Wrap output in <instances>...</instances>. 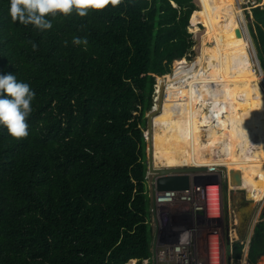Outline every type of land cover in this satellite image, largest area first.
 <instances>
[{"label": "trees", "instance_id": "obj_1", "mask_svg": "<svg viewBox=\"0 0 264 264\" xmlns=\"http://www.w3.org/2000/svg\"><path fill=\"white\" fill-rule=\"evenodd\" d=\"M197 1L199 8L195 0H122L89 7L83 17L74 8L69 15L50 17L52 28L39 31L13 23L9 0H0V74L14 73L35 92L27 137L14 138L0 126V264H126L150 257L142 128L156 80L167 74L156 86L159 93L163 84L165 94L154 121L153 164L171 168L176 152L171 147L189 145L200 132L182 99L189 84L178 85L174 93L167 85L168 79L177 83L178 75H169L172 63L190 59L194 40L189 30L199 31V11L207 19L234 8L228 0ZM252 16V38L264 72V7L252 9ZM232 31L218 34L229 37ZM74 37L85 38L87 45H74ZM206 50L200 45L199 54H209ZM240 58L224 55L221 66L229 70L231 60ZM205 59L198 69L200 81L209 79L203 71L213 62ZM251 78L254 72L239 74L241 86L249 87ZM228 89L218 90L224 96ZM242 95L250 106L240 104L225 122L237 123L244 132L235 167L241 177L237 190L260 201L264 90ZM242 95L235 96V103ZM211 136L207 132L202 145L207 159ZM241 248L234 243L236 257ZM262 255L264 222L259 221L250 239L249 263Z\"/></svg>", "mask_w": 264, "mask_h": 264}, {"label": "built area", "instance_id": "obj_2", "mask_svg": "<svg viewBox=\"0 0 264 264\" xmlns=\"http://www.w3.org/2000/svg\"><path fill=\"white\" fill-rule=\"evenodd\" d=\"M237 1L249 10L264 7V0ZM207 173H196L195 182L181 191L156 192L151 183V255L141 264H250V237L255 224L263 218L254 220L240 239L234 215L224 204L222 183L210 179ZM236 242L242 245L239 257L234 253ZM131 261L138 263L137 259Z\"/></svg>", "mask_w": 264, "mask_h": 264}, {"label": "bare ground", "instance_id": "obj_3", "mask_svg": "<svg viewBox=\"0 0 264 264\" xmlns=\"http://www.w3.org/2000/svg\"><path fill=\"white\" fill-rule=\"evenodd\" d=\"M233 2L235 6L234 16L230 18V21H227L219 13H216V15L210 18L208 17L204 21L205 29L200 36V45L208 47L209 52L213 54L215 62L218 65V70L212 73V82L211 80H209V82L211 83L207 82V80H205V82L200 81L197 77V74L198 69L202 67H196L195 61L193 64L186 65L187 61H185L184 58L180 59L174 65V73L178 75L176 77L177 83L171 81V79L167 80V85L171 86V93H174L175 87H177L178 85L182 87L186 84H189V86H187L189 90L186 91L185 89V92L183 93L185 102L188 103L190 109H194L197 105L201 108L199 119L200 124L204 128H201V126H199V122L197 126L200 129H208L207 132L212 135V141L210 143L209 162L200 167L208 168V176L215 175L217 177H219L218 171L222 169V171L224 172V176L226 177L228 189H230L232 185L230 183L231 172L236 170H232L230 172V176L227 173V170L229 171L230 169L236 167V154L239 152L238 144L240 143V139L235 138V133H233V131L230 129L226 130V132L220 131V129L224 130V128L227 126L226 122L222 117H220V115L223 113L232 112L234 110V98L230 95L229 90H231V87L234 92L240 91L241 84L237 83L234 75L231 73L233 72V66H235L237 62H233V60H231V72L220 66V59L227 54L226 52L233 51V49L228 38H223L222 40H220L215 36L218 32L217 30L220 28H234L241 31V29H243L244 32L241 31L242 35L240 37L245 40L250 50L249 38L248 36H246L245 30L243 28L245 21L243 18L242 10L238 7L237 0H233ZM211 66H215V64H211ZM190 80L191 82H189ZM254 81L255 84H249L250 87L258 85L257 88H262L264 90V79L255 70ZM157 84H159V82H157ZM224 86H229V89L227 91H224V96H222L220 95L218 89H221ZM199 94L202 95V99H199ZM166 96L171 97V95L167 94ZM155 110L157 109L155 108ZM185 130H187V128H185ZM183 136H187V134H183ZM189 147L192 150L197 151L200 157L205 154V149L201 146L200 143L196 141V138H194V140L190 142ZM217 181H220V179H218ZM249 192H251V190H249ZM251 202L252 205H255L253 201ZM233 221L235 224H237V218L235 216H233ZM129 264L135 263L131 261ZM261 264H264V262Z\"/></svg>", "mask_w": 264, "mask_h": 264}, {"label": "rangeland", "instance_id": "obj_4", "mask_svg": "<svg viewBox=\"0 0 264 264\" xmlns=\"http://www.w3.org/2000/svg\"><path fill=\"white\" fill-rule=\"evenodd\" d=\"M195 3L197 5V7H198V1L197 0H195ZM230 3L233 4L234 3L233 0H228V4H230ZM238 7L242 10V13H243V18H244V21H245V24L243 25V28L245 30L246 36H248V38H249L250 50H249L245 40L242 37H240V36L239 37L236 36V33H235L236 29L233 28V31L230 33L229 37H226L228 34H225V35H223L222 33L218 34L219 31L225 30L226 28L218 29L217 30L218 32L216 33L215 36L218 39H220V40H222L223 38H228L230 40L231 45H232L233 51H228L226 53L227 54L232 53V55H235V56H238V57L239 56L243 57V58H240V59H238L236 61L237 64H235V65H238L237 66L238 67L237 70H235V68H233V72L229 71V70H231V65L228 64L229 65V68H228L229 70H227V71L231 72L234 75V78L237 81V83H240L239 74L240 75H246V76L247 75H251L252 72H254V70L257 71V73L260 76H262V78L264 79V72H263L262 68L261 69L259 68L260 62H259L258 55H257L256 45H255V42H254V40L252 38V33H251V27L253 26L252 9L249 10L250 7H247V6L245 7V5H238ZM234 9H235V6H234V8H233V10L231 11L230 14H225V15L220 14V15L223 16L227 21H230V18L227 15H229V16L232 15L231 17H233L234 16ZM219 12L222 13L224 11L221 10ZM198 15L200 16V20L201 21H205L206 20L205 17H202L201 11L198 12ZM200 20L195 21L198 24L197 25L198 26V30H199L198 32H193V31L189 30V32L193 35V39H194L195 42H194V46L192 48L193 53L189 55V56H191L190 59H187V58H185V59H186L188 64H192L195 61L196 67L202 66V68H203L204 65H206V63H207V60L205 58H209V57L212 58L213 62L211 64H215V68L213 69L214 66L206 67L204 69V71H203V75H205V76H207L209 78L207 80V82H209V80H211V82H212V79H211L212 78V73H214V72H216L218 70V65L216 64L215 58H214L212 53H211V55H209L210 53L209 54L208 53L203 54V56H205V58L201 54H199L200 53V36L202 35V33L204 32V29H205L203 27V25L201 24ZM241 31L244 32L243 29H241ZM227 33H229V31H227ZM206 48H207L206 51L208 52L209 49H208V47H206ZM175 63H177V61L172 63V70H174V68H175V66H174ZM220 66H221V62H220ZM169 75H171V74H169ZM203 82H205V80H203ZM211 82H209V83H211ZM252 82H254V80L251 78L249 80V84H251ZM156 84H157V82H156ZM257 87H258V85L257 86H253V87H250V86L249 87H242L241 86V90L240 91H236L233 94V96H232L234 98V103H235V96L237 97L239 95L244 94L245 90H249V89H253V88H257ZM242 96H243V98L240 99L238 101V103L234 104V110L232 112L223 113V114L220 115V117H222L224 119V121H225L227 116H231V115H235L236 114V107H238L240 104H246L247 106H250L249 99L244 97V95H242ZM198 97H199V99H202V95L201 94H199ZM158 98H159V93L157 92V88H156V90H154V93H153L152 106H151L150 110L145 115L146 119H147V114L149 112H151V110L155 109L154 108L155 101L158 102ZM182 99L185 102L184 94H182ZM157 102H156V105H157V108H158ZM185 104H186V108L189 110V115H188L189 120L192 119L194 121V124H197L198 122L200 124V119H199L200 107L197 108L196 110H193V109L189 108L187 102H185ZM196 107H198V105ZM157 113L153 115V119H152V131H151L152 146L154 145L155 140L158 141V135L155 133V130H154V124H155L154 121H156ZM234 120L236 121L235 118H234ZM224 121H223V123H224ZM199 126H201V128H204L201 124ZM147 128H148V125H147V122H146V125L142 128V131H143L144 139L146 141L145 154H146V163L148 165L147 156H148L149 132H148ZM197 129L200 132L195 138H196V141L198 143H200L201 146H202L203 143L207 140V132L202 131L198 127H197ZM229 129L232 130L233 133H235V138L240 139V143L238 144V145H240L242 143L241 141H243V139H244V137H243L244 136V132L242 131V129L237 125V123H235L233 125V127H231V126H229V124H227V126L224 128V130L220 129V131L221 132H226V130H229ZM211 141H212V139L210 138V140L208 142V151H207L209 153L208 154V159H207V154L206 153L200 157V155H199V153L197 151L192 150L189 147V145H187L189 142H187L186 144H183L182 148H181V145L178 144V143L173 145L171 148H173L176 152L172 153L171 150L169 149V151L173 155L175 154L173 156V165L171 166V168H179V167H185V166H187V167L204 166L205 163L209 162L210 143H211ZM236 163H237V161H236ZM232 170H235V168H232L229 171L227 170V173L229 174V176H230V172ZM207 172H209V170H207ZM210 172H212V171H210ZM218 173H219V177H217L215 175H211L210 179H212L214 181L220 179V181L222 183V195H223L224 204H225L226 208L228 207L229 214L234 215V213L232 212L231 204L235 201V198L243 190H237V186H234V185H232L231 190L228 189L226 187L227 186L226 177L224 176V172L222 171V169L219 170ZM225 181H226V184H225ZM149 182H150V176L148 175V172H147V174H146V192H147V207H148L147 208L148 209L147 219L148 220H150V218H151L150 207H151V205L153 203L152 202V196H151L152 191L149 188ZM243 192L245 193L246 199L249 200V201H253L254 204H255L254 205V210H253V216H252V219H251L252 222L254 220H256V219L259 220L260 218H263V220H264V216L262 217V213L264 212V194H263L262 198L260 199V201H257V200L248 199L247 196H246V192L245 191H243ZM237 224H238V222H237ZM237 224H236V226H237ZM251 225H252V223H251ZM149 226H150V231H151L152 238H153V227H152L151 224ZM260 263H262V262L260 261ZM127 264H129V262ZM138 264H141V262H139Z\"/></svg>", "mask_w": 264, "mask_h": 264}, {"label": "clouds", "instance_id": "obj_5", "mask_svg": "<svg viewBox=\"0 0 264 264\" xmlns=\"http://www.w3.org/2000/svg\"><path fill=\"white\" fill-rule=\"evenodd\" d=\"M108 2L115 6L122 0H9L8 14L13 23L18 22L26 27L31 25L45 31L52 28L50 17L54 18L57 13L69 15L75 8L76 14L83 17L88 15L89 7L102 8ZM72 42L74 45H87V40L81 37H74ZM32 48L35 50L37 45L33 43ZM170 74H173V70ZM34 98L35 92L27 82L18 80L14 73L0 74V126L6 128L10 136L19 139L29 135L27 120L33 110ZM148 175L152 183L153 177Z\"/></svg>", "mask_w": 264, "mask_h": 264}, {"label": "water", "instance_id": "obj_6", "mask_svg": "<svg viewBox=\"0 0 264 264\" xmlns=\"http://www.w3.org/2000/svg\"><path fill=\"white\" fill-rule=\"evenodd\" d=\"M236 36H241L242 32L237 29L235 31ZM261 69V66L259 65ZM164 90L163 84L160 86L159 98H158V108L157 110L153 109L147 114V125L149 132L148 140V156H147V171L148 174L152 175V185L156 192H165V191H181L187 189L191 182H195L196 173L207 172L208 168L206 167H179V168H156L153 164V155H152V141H151V131H152V119L153 115L156 114L161 105L163 98ZM195 174V178H192V175ZM230 183L235 186L241 185V177L239 171L231 172ZM233 213L237 218V229L239 238L243 239L249 229L250 220L253 215L254 205L252 202L247 200L245 193L242 191L235 198V201L232 203Z\"/></svg>", "mask_w": 264, "mask_h": 264}, {"label": "crops", "instance_id": "obj_7", "mask_svg": "<svg viewBox=\"0 0 264 264\" xmlns=\"http://www.w3.org/2000/svg\"><path fill=\"white\" fill-rule=\"evenodd\" d=\"M202 22H204V21H202ZM149 185H151V182L149 183ZM253 216V215H252ZM264 216V215H263ZM252 219V218H251ZM251 222H250V224L252 223V220H250ZM263 222H264V220H263ZM252 236V235H251ZM250 239H251V237H250ZM248 253H249V251H248ZM248 260H249V258H248ZM263 260V261H262ZM260 261L263 263L264 262V255H262V256H260L258 259H257V263L256 264H259L260 263ZM261 264V263H260Z\"/></svg>", "mask_w": 264, "mask_h": 264}, {"label": "flooded vegetation", "instance_id": "obj_8", "mask_svg": "<svg viewBox=\"0 0 264 264\" xmlns=\"http://www.w3.org/2000/svg\"><path fill=\"white\" fill-rule=\"evenodd\" d=\"M227 201V200H226ZM232 205V204H231Z\"/></svg>", "mask_w": 264, "mask_h": 264}]
</instances>
